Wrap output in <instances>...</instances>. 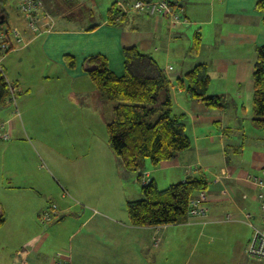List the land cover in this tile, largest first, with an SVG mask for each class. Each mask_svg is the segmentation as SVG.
<instances>
[{"label": "crops", "instance_id": "obj_1", "mask_svg": "<svg viewBox=\"0 0 264 264\" xmlns=\"http://www.w3.org/2000/svg\"><path fill=\"white\" fill-rule=\"evenodd\" d=\"M49 1L53 2L41 0L48 16L44 23L51 27L36 34L22 17H14L9 28H17L21 42L11 36L12 49L4 54L0 51V70L6 80L9 71L2 63L15 58L12 81L7 80L15 84L14 100L0 106V123H6L0 137L5 130L10 134L7 141L0 138V214L4 217L0 228L15 223L19 230L28 231L27 218L33 232L38 215L50 204L58 207L59 218L45 231V239L51 241L47 247L37 240L40 233L35 228L37 234L18 243L2 264H51L61 250H70L72 264H190L193 250L199 249L203 239L209 245L221 235L228 244L236 234L248 256L251 234H241L240 227H249L246 214L255 222L259 220V210L258 215L249 210L257 201L248 176L264 174V128L252 123L251 78L256 51L264 46L261 0H168L186 20L175 25L166 17L144 11L110 13L116 0L98 21L89 19L87 23L77 15L63 14V10L58 17V9L54 17L47 11ZM110 18L114 21L109 22ZM130 47L150 55L163 71L170 82L173 114L184 115L191 142L190 148L173 160L157 167L146 163L143 172L125 170L108 143L88 140L69 128L50 129L48 122L51 114L61 120L75 118L64 107L47 111L56 99L54 80L65 78L69 87L66 106L77 109L84 98H98L93 84L90 89L87 82L86 59L104 56L110 70L121 77L123 50ZM66 56L73 58V67L66 65ZM20 57L37 61L28 67H38L35 83L20 74ZM197 65L206 66L208 95L220 96L223 109H207L185 93V76ZM29 121L34 128H26ZM43 159L49 160L51 168L40 176L39 161ZM200 173L208 178L206 216L168 226L129 223L125 206L128 201L142 199L140 176L145 183L153 180L159 189H165ZM215 177L219 182H214ZM184 248L189 250L186 254ZM248 257L257 262L261 259Z\"/></svg>", "mask_w": 264, "mask_h": 264}, {"label": "trees", "instance_id": "obj_2", "mask_svg": "<svg viewBox=\"0 0 264 264\" xmlns=\"http://www.w3.org/2000/svg\"><path fill=\"white\" fill-rule=\"evenodd\" d=\"M9 0H0L1 26L7 22L6 4ZM136 0H131V2ZM151 1V0H144ZM116 2L111 12L121 13ZM259 7L264 9V0ZM126 16L122 15V18ZM109 19V22H113ZM0 43H5L8 53L12 46L11 29L3 31ZM199 37L194 38L197 48ZM0 44V46H1ZM124 74L116 76L102 55L86 59L85 73L93 84L98 100L112 105V117L106 122L107 143L119 159L123 168L129 172H143L145 164L157 167L163 161L175 159L190 148L191 142L185 131L184 115H174L170 82L158 67L154 59L135 47L123 50ZM66 65L73 67L72 57H65ZM252 123L256 128H264V46L256 51L252 69ZM210 78L205 65L195 66L185 76V93L189 98L199 100L207 109L224 108L222 98L208 95ZM15 84H9L0 70V106L11 103ZM141 177V176H140ZM139 177V180H141ZM141 182L142 199L126 202L129 223L134 226H168L183 222L186 218L187 204L191 196L207 190L208 178L205 174L189 175L184 182L170 184L159 189L151 180ZM4 217L0 214V226Z\"/></svg>", "mask_w": 264, "mask_h": 264}, {"label": "rangeland", "instance_id": "obj_3", "mask_svg": "<svg viewBox=\"0 0 264 264\" xmlns=\"http://www.w3.org/2000/svg\"><path fill=\"white\" fill-rule=\"evenodd\" d=\"M171 1V0H169ZM113 3V0H53V2L48 3L49 8H47V11L50 12V15L52 14L54 17L56 16V12L59 11L58 17H61L62 14L60 12L63 10L66 15L71 16L72 18L80 17V19H86L87 23H89V19L91 21H98L100 17H106L108 9L110 8L111 4ZM53 6H56L54 8ZM6 12L8 15L7 22L4 23L0 30L3 31L4 28H7L11 26L14 17L21 19V14L16 10L15 4L12 0H9L6 4ZM58 9V11H57ZM52 10V11H51ZM1 11V6H0ZM48 12V13H49ZM23 19V18H22ZM9 24V25H8ZM79 25H82L79 24ZM17 29V28H16ZM11 35V34H10ZM12 36V35H11ZM10 36V37H11ZM14 57L11 58V60H5L2 65L9 71L7 72V80L12 81L10 78H12L11 74L12 70L11 68L15 65ZM36 59V58H35ZM20 63H18L20 67V74H23L25 76L26 81H31V83H35V74L38 69V67H35L34 69L28 68L30 66L35 65L37 63L36 60L29 62L24 57H20ZM16 70V69H15ZM18 70V71H19ZM61 76H59L60 78ZM89 88L92 87L91 81L88 79ZM53 83H55V90L54 93L56 95V99H52L53 101L49 103L47 106V111L49 109H52L53 111L55 109H58L57 107H64L67 112H70V114H73L75 116L74 120H65L61 118H55L52 114L49 115L48 122H49V128L54 130H63V129H71L72 131H78L84 134L86 138L89 139H96L101 140L103 143H107V134H106V122L109 121L112 117V105L113 103H100L98 98L90 95L87 98H84L82 101V106L77 107V109H74L72 105L66 106V94L69 93V87L67 86V83L65 82V78L61 77L59 81L54 80ZM57 86V87H56ZM68 97V95H67ZM56 105V107L54 106ZM29 106L35 105L31 102L28 104ZM36 106V105H35ZM39 107V106H38ZM45 107L43 108L44 112ZM19 111H22L19 108ZM54 113V112H53ZM63 114V112L61 111ZM56 114V113H55ZM57 117V116H56ZM19 120V119H17ZM15 119V122L17 121ZM4 123V122H2ZM1 124V123H0ZM24 125V124H23ZM20 127V125H19ZM27 129L34 128V125L32 121H29L27 126ZM87 140V141H88ZM39 175L41 176L42 172L50 171V165L49 160L46 161L45 159L39 161ZM145 180V179H144ZM142 181V179H141ZM209 202V201H208ZM254 215H258V209H257V203L254 202L252 204V207L249 209ZM68 217V216H67ZM228 219V218H227ZM30 222L29 219L26 218V226H29L28 231H21V228L19 230V225L12 223L10 226H8L5 229L0 228V264L5 263L7 261V256L10 253V251L21 242L28 241L30 238L34 237L38 231L40 233L38 241H44L43 246L47 247L50 237H47L45 239V235L47 231L46 229L42 228L40 222L38 219H36V222L34 224V231L30 232L32 230V226L27 225ZM57 223L52 222L48 225V228L53 227V225ZM18 225V226H16ZM241 234L242 232L245 234L249 233L251 234V229L249 227H240ZM221 235H219V239H215L212 243L207 245V239H203V244H200L198 250H193L192 257L190 259V264H264V259H257L259 262L254 261L250 259L248 256L244 254V245L242 242V239L240 241L241 236L239 234H236L229 239L230 237H227L229 239L228 244L224 243L223 239L220 238ZM250 237V236H249ZM51 242V241H50ZM183 246V245H182ZM51 246L48 247L50 249ZM189 250L183 249V254H186V252Z\"/></svg>", "mask_w": 264, "mask_h": 264}, {"label": "built area", "instance_id": "obj_4", "mask_svg": "<svg viewBox=\"0 0 264 264\" xmlns=\"http://www.w3.org/2000/svg\"><path fill=\"white\" fill-rule=\"evenodd\" d=\"M15 4L16 10L21 14L25 21L26 27L36 33L40 34L43 29L48 30L51 26L44 23L48 19L47 14L43 11L41 0H12ZM116 5L127 13L128 11H144L151 16L166 17L171 25L186 23L184 17L180 14L177 6L170 3L168 0H136L127 2L126 0H116ZM11 35L17 43L21 42V35L15 28L11 30ZM3 38V33L0 32V39ZM7 45L1 44L0 51L4 53ZM14 93V89L11 90ZM14 100V97L12 101ZM14 115L18 116L19 112L15 108ZM6 123L0 124V129H4ZM3 141L10 139L8 130L2 132L1 137ZM185 181V180H184ZM183 181V182H184ZM248 181L254 187L255 199L258 203L259 220L255 222L249 215H245L247 225L251 229L250 239L246 247V254L251 257L264 259V174L261 176H248ZM214 182H219L217 177ZM142 183L145 180L142 179ZM208 194L206 190H202L191 196L188 200L186 221L193 218H201L206 216L208 211ZM59 218V209L55 204H50L45 210L38 215V221L42 228L47 229L48 225ZM229 219L230 217L227 216ZM51 264H72V256L70 250H61L54 254Z\"/></svg>", "mask_w": 264, "mask_h": 264}, {"label": "water", "instance_id": "obj_5", "mask_svg": "<svg viewBox=\"0 0 264 264\" xmlns=\"http://www.w3.org/2000/svg\"><path fill=\"white\" fill-rule=\"evenodd\" d=\"M0 24H2V21H0ZM147 183V182H146Z\"/></svg>", "mask_w": 264, "mask_h": 264}, {"label": "bare ground", "instance_id": "obj_6", "mask_svg": "<svg viewBox=\"0 0 264 264\" xmlns=\"http://www.w3.org/2000/svg\"><path fill=\"white\" fill-rule=\"evenodd\" d=\"M1 44V43H0ZM8 48V47H7ZM7 51V50H6ZM4 54V53H3Z\"/></svg>", "mask_w": 264, "mask_h": 264}]
</instances>
